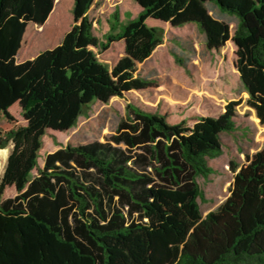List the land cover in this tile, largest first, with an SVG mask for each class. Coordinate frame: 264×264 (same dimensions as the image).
<instances>
[{
  "label": "trees",
  "instance_id": "1",
  "mask_svg": "<svg viewBox=\"0 0 264 264\" xmlns=\"http://www.w3.org/2000/svg\"><path fill=\"white\" fill-rule=\"evenodd\" d=\"M94 1L74 0V23L61 42L18 62L28 23L44 24L55 0H0V113L14 119L9 108L18 103L25 120L0 128V148H8L0 264H264V144L247 163L230 161V193L216 209L203 216L198 201L197 177H207L209 159L223 153L221 134L235 129L239 101L192 125L129 104L107 140L61 146L39 163L48 131L69 130L94 101L153 84L136 74L162 42L149 18L196 23L209 49L234 42L264 135V0H136L139 13L122 20L116 10L105 40L89 15ZM208 1L238 17L233 33ZM116 40L124 55L110 66L94 48ZM11 187L15 194L6 196Z\"/></svg>",
  "mask_w": 264,
  "mask_h": 264
},
{
  "label": "rangeland",
  "instance_id": "2",
  "mask_svg": "<svg viewBox=\"0 0 264 264\" xmlns=\"http://www.w3.org/2000/svg\"><path fill=\"white\" fill-rule=\"evenodd\" d=\"M73 5L74 0H55L46 23L29 22L18 56L26 50L32 52V45L37 46L34 54L59 44L74 23ZM207 6L216 18L229 24L233 33L238 17L220 10L214 1H208ZM116 10L120 11L121 19L126 20L136 16L140 6L136 0H95L91 5L89 15L93 19L95 33L101 40L106 39ZM148 22L162 28V42L150 57L137 63L136 74L151 79L153 84L146 89L129 91L123 96H113L107 102L94 101L69 130L48 131L43 138L39 163L43 165L45 156L61 146L107 140L115 133L120 120L127 115L129 104L164 114L169 122L186 120L192 125L200 115L219 116L229 102L239 101L234 116L235 129L221 134L223 153L209 159L213 171L207 177H197L203 192L198 201L205 216L230 193L235 174L230 169V161L241 166L263 146V127L255 109L247 102L249 93L235 67L236 46L232 40L219 50L209 49L205 34L194 22L181 26L158 23L152 18ZM94 49L102 62L113 66L124 55V42L116 40L107 49ZM9 111L14 119L0 113V128L8 130L25 123L18 103L13 104ZM0 159L1 176L7 157ZM13 194L15 189L12 187L5 191L6 196Z\"/></svg>",
  "mask_w": 264,
  "mask_h": 264
},
{
  "label": "crops",
  "instance_id": "3",
  "mask_svg": "<svg viewBox=\"0 0 264 264\" xmlns=\"http://www.w3.org/2000/svg\"><path fill=\"white\" fill-rule=\"evenodd\" d=\"M49 17H50V14H49ZM48 17V18H49ZM48 18H47V20L46 21H48ZM46 23V22H45ZM20 51V50H19ZM39 52H41V51H39ZM39 52H36V53H34L33 54V52H31V51H25V52H23L20 56H18V54H17V56H16V59H17V61L18 62H20V61H23V60H25V59H29V58H33L34 56H36Z\"/></svg>",
  "mask_w": 264,
  "mask_h": 264
},
{
  "label": "bare ground",
  "instance_id": "4",
  "mask_svg": "<svg viewBox=\"0 0 264 264\" xmlns=\"http://www.w3.org/2000/svg\"><path fill=\"white\" fill-rule=\"evenodd\" d=\"M7 154H8V148L7 147L0 148V158L1 157L6 158ZM1 168H2V163H1V159H0V171H1Z\"/></svg>",
  "mask_w": 264,
  "mask_h": 264
}]
</instances>
